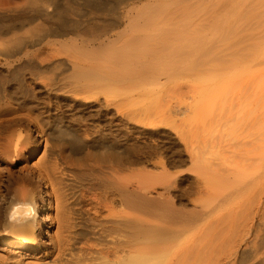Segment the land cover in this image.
<instances>
[{
	"label": "bare ground",
	"instance_id": "obj_1",
	"mask_svg": "<svg viewBox=\"0 0 264 264\" xmlns=\"http://www.w3.org/2000/svg\"><path fill=\"white\" fill-rule=\"evenodd\" d=\"M0 264H264V0H0Z\"/></svg>",
	"mask_w": 264,
	"mask_h": 264
},
{
	"label": "rangeland",
	"instance_id": "obj_2",
	"mask_svg": "<svg viewBox=\"0 0 264 264\" xmlns=\"http://www.w3.org/2000/svg\"><path fill=\"white\" fill-rule=\"evenodd\" d=\"M165 146H166V141H164L163 145H162V150H163L164 154H165Z\"/></svg>",
	"mask_w": 264,
	"mask_h": 264
}]
</instances>
